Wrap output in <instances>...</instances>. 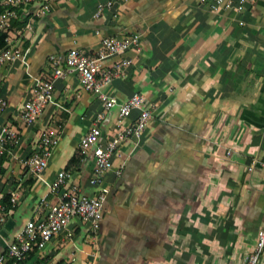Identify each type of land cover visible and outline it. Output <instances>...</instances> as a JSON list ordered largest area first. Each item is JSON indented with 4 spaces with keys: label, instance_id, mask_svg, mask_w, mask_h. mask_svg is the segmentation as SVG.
I'll return each instance as SVG.
<instances>
[{
    "label": "crops",
    "instance_id": "1",
    "mask_svg": "<svg viewBox=\"0 0 264 264\" xmlns=\"http://www.w3.org/2000/svg\"><path fill=\"white\" fill-rule=\"evenodd\" d=\"M95 15L98 3H106ZM237 1V0H233ZM211 0H27L10 5L9 40L24 58L0 66V198L17 202L0 226V253L25 222L57 200L24 165L40 134L59 139L42 176L66 168L60 191L92 194L106 188L96 237L73 220L22 264H246L264 226V0L211 7ZM48 9L38 11L43 4ZM3 10L4 0H0ZM2 10V11H3ZM1 11V12H2ZM140 33L138 46L101 59L121 65L104 87L123 100L144 94L151 110L139 138L127 137L98 185L89 177L90 150L75 156L81 136L96 122L106 138L137 115L83 89L78 71L54 78V103L31 123L20 108L37 78L50 75V54L71 47L96 53L104 36ZM71 157L73 163L68 164ZM120 170V172H117ZM16 214V216H14ZM264 263V249L261 254Z\"/></svg>",
    "mask_w": 264,
    "mask_h": 264
},
{
    "label": "built area",
    "instance_id": "2",
    "mask_svg": "<svg viewBox=\"0 0 264 264\" xmlns=\"http://www.w3.org/2000/svg\"><path fill=\"white\" fill-rule=\"evenodd\" d=\"M27 0H4L6 8L0 12V30L6 33L3 46H0V66L16 59H23L24 52L9 40L10 19L15 14L12 5H18ZM246 0H211V7H231L241 9L245 6ZM111 2L98 3L95 15H98L105 5ZM11 5V6H10ZM48 9L47 4H43L38 11ZM140 33L132 32L121 35L104 36L101 40L102 47L96 53H89L76 47L69 48L64 53L50 54L48 64L50 75L37 78L32 96L29 97L20 108V118L24 123L33 122L44 110V108L54 103V78L69 71H78L83 89L92 91L103 101L104 109L116 107L121 116H128L137 109L136 117L128 124L120 127L112 135L104 138L101 135V128L98 122L103 118V112L96 117V122L80 138L75 156L82 159L90 150L94 159V167L89 177L92 185H98L102 174L109 170L113 164V156L119 144L127 137L139 138L144 131L148 119L151 116L149 107L144 106V94L135 92L129 97L118 100L113 95H108L104 87L109 84L121 65L131 62L126 56L108 67L101 66V59L113 53L123 54L128 48L138 46ZM4 97L0 96V110L6 106ZM17 133L9 126L1 127L0 139H14ZM59 139L58 134L48 129L40 134L38 148L33 151L24 161V165L38 178L45 181L49 190L58 194L57 200L50 203L43 215L29 218L19 233L0 253V264L9 262L18 264L24 261L29 252L35 248L43 247L44 244L57 233L65 230L68 237L72 235V230L68 229L70 222L74 219L86 226L88 231L96 237L100 218L102 214L104 200L107 189L98 188L92 194H80L76 191H60V185L64 183L69 171L62 168L57 171L52 180H45L42 171L47 165L48 156ZM120 172V170H117ZM10 202L14 206L17 202L18 194L11 191ZM11 209V208H10ZM9 209V210H10ZM9 210H4L0 204V226L5 221ZM264 249V226L258 230L256 243L247 258L246 264H264L261 261V254Z\"/></svg>",
    "mask_w": 264,
    "mask_h": 264
},
{
    "label": "trees",
    "instance_id": "3",
    "mask_svg": "<svg viewBox=\"0 0 264 264\" xmlns=\"http://www.w3.org/2000/svg\"><path fill=\"white\" fill-rule=\"evenodd\" d=\"M3 10V6L0 5V12ZM6 33L2 30H0V46H3L6 41H5ZM3 160V155H0V163ZM75 161L74 157H71L68 161V164L73 163ZM0 204L3 206L4 210H9L12 208L11 202H10V194L9 193H4L1 198H0ZM23 261L19 262L18 264H22ZM5 264H10L9 262Z\"/></svg>",
    "mask_w": 264,
    "mask_h": 264
},
{
    "label": "rangeland",
    "instance_id": "4",
    "mask_svg": "<svg viewBox=\"0 0 264 264\" xmlns=\"http://www.w3.org/2000/svg\"><path fill=\"white\" fill-rule=\"evenodd\" d=\"M14 216H16V214H14Z\"/></svg>",
    "mask_w": 264,
    "mask_h": 264
}]
</instances>
